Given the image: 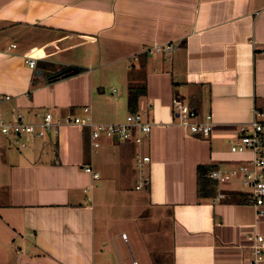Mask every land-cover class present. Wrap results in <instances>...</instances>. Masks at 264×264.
<instances>
[{
  "label": "crops",
  "instance_id": "obj_1",
  "mask_svg": "<svg viewBox=\"0 0 264 264\" xmlns=\"http://www.w3.org/2000/svg\"><path fill=\"white\" fill-rule=\"evenodd\" d=\"M166 43L176 46L169 55L152 50ZM67 68L80 70L47 82ZM130 85L145 87L137 111L152 124L141 190L129 141L102 138L92 151L88 129L74 125L24 137V147L0 134V221L16 236L14 264H110L114 255L123 264L119 238L144 264H248L246 237L264 236V214L256 218L238 178L219 187L220 200L199 197L196 169L256 156L231 147L264 113V0H0L5 118L81 116L86 106L94 122L120 123ZM172 100L197 122L209 115V135L190 134Z\"/></svg>",
  "mask_w": 264,
  "mask_h": 264
},
{
  "label": "built area",
  "instance_id": "obj_2",
  "mask_svg": "<svg viewBox=\"0 0 264 264\" xmlns=\"http://www.w3.org/2000/svg\"><path fill=\"white\" fill-rule=\"evenodd\" d=\"M176 49L173 43L156 45L153 47L155 53L169 55ZM135 59V58H134ZM26 64L29 68L35 65V59L28 57ZM2 96L0 95V99ZM172 106L178 112L179 123L190 133L207 137L211 129L210 116H206V121H195V111L186 105H182L177 100H172ZM40 120L37 122H26L20 113L13 115L12 119H7L0 114V134L10 139L13 144L20 147L25 146L22 140L24 137L38 138L43 137L48 132H56L60 125H74L80 128H87L89 134V145L92 151H96L102 146L101 139L109 138L115 140L129 141L133 144V158L135 169L136 190H141L148 183V177L145 169L150 162V157L142 152V146L150 133L152 124L146 121L143 116L136 111L128 113L125 119L120 123H96L89 114V108H82V115H71L69 112L59 113L54 116L50 110L37 113ZM256 118L248 124L240 127V134L235 145L231 147L234 151L238 149H247L255 153V158L230 168H212L208 173V178L213 181L215 194L213 201L224 197L219 191V187L232 179H239L240 184L249 191L247 203L255 210L256 218L264 214V156L262 149L264 146V113L256 111ZM257 117H262L258 120ZM84 170L89 173L93 179L98 178V174L93 172L88 166ZM125 239V235H122ZM247 249L249 256L248 264H259L264 261V236L252 233L247 237Z\"/></svg>",
  "mask_w": 264,
  "mask_h": 264
},
{
  "label": "rangeland",
  "instance_id": "obj_3",
  "mask_svg": "<svg viewBox=\"0 0 264 264\" xmlns=\"http://www.w3.org/2000/svg\"><path fill=\"white\" fill-rule=\"evenodd\" d=\"M100 148L97 149V151ZM136 178V176H135ZM135 185V184H134ZM112 188V187H110ZM134 188V187H133ZM135 189V188H134ZM136 190V189H135ZM109 194V193H108ZM119 228H123L127 231V233H131L133 231L129 230V227L125 224H121ZM118 228L117 234L120 235V229ZM15 235L12 234L11 231H9L6 227H4V223L0 221V264H14L13 262V254L16 248L14 246L17 244L15 241L12 240L15 239ZM15 244V245H14ZM117 248L120 250V256L122 257L123 264H132V256L134 259L137 260L139 264H144L139 259L138 252L135 250V248L132 247L130 243V249L128 250V247L126 248L123 246V241L121 238L117 240ZM125 247V248H124ZM124 251V252H123ZM113 260H109L110 264H122L121 259H118L116 255L113 256Z\"/></svg>",
  "mask_w": 264,
  "mask_h": 264
},
{
  "label": "trees",
  "instance_id": "obj_4",
  "mask_svg": "<svg viewBox=\"0 0 264 264\" xmlns=\"http://www.w3.org/2000/svg\"><path fill=\"white\" fill-rule=\"evenodd\" d=\"M80 70V69H77ZM68 76L66 72H60L47 79V82L51 83L59 78ZM145 93L144 86H132L127 88V108L129 113H135L138 107V98ZM213 167L210 166H198L197 172V184H198V196L199 197H211L214 194L213 181L208 178V173Z\"/></svg>",
  "mask_w": 264,
  "mask_h": 264
},
{
  "label": "water",
  "instance_id": "obj_5",
  "mask_svg": "<svg viewBox=\"0 0 264 264\" xmlns=\"http://www.w3.org/2000/svg\"><path fill=\"white\" fill-rule=\"evenodd\" d=\"M65 72H66V74H75L76 72H77V69H75V68H67L66 70H65Z\"/></svg>",
  "mask_w": 264,
  "mask_h": 264
}]
</instances>
